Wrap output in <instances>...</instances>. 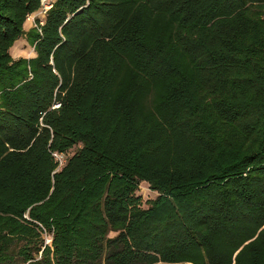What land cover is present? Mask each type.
Instances as JSON below:
<instances>
[{
  "label": "trees",
  "instance_id": "16d2710c",
  "mask_svg": "<svg viewBox=\"0 0 264 264\" xmlns=\"http://www.w3.org/2000/svg\"><path fill=\"white\" fill-rule=\"evenodd\" d=\"M40 6L0 0V264H264V0Z\"/></svg>",
  "mask_w": 264,
  "mask_h": 264
},
{
  "label": "rangeland",
  "instance_id": "374dc122",
  "mask_svg": "<svg viewBox=\"0 0 264 264\" xmlns=\"http://www.w3.org/2000/svg\"><path fill=\"white\" fill-rule=\"evenodd\" d=\"M34 21L33 19H27V27H29V25H33ZM29 44L27 43V41L25 40V38H20L18 39L15 44L12 47V53L13 55H32V49L29 48ZM70 152H67V155H69ZM144 195V198H148V197H153L156 196V192H152L149 190V188L146 185H142L141 189H140ZM114 232H112L111 234H113ZM44 235H46L44 233Z\"/></svg>",
  "mask_w": 264,
  "mask_h": 264
},
{
  "label": "built area",
  "instance_id": "2783aa9c",
  "mask_svg": "<svg viewBox=\"0 0 264 264\" xmlns=\"http://www.w3.org/2000/svg\"><path fill=\"white\" fill-rule=\"evenodd\" d=\"M54 0H41V6L40 9L36 13H31L28 15L27 19H33L34 24L36 23V16L37 15H43L47 9H49ZM60 105V102H56L53 107H58ZM54 157L58 160L59 162V167H61L64 162L66 161L67 158V153L66 152H59V151H53ZM48 241H50V238H48Z\"/></svg>",
  "mask_w": 264,
  "mask_h": 264
}]
</instances>
